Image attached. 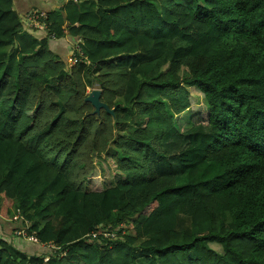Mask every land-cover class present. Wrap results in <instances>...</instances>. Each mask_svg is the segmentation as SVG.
Returning <instances> with one entry per match:
<instances>
[{"label":"trees","instance_id":"16d2710c","mask_svg":"<svg viewBox=\"0 0 264 264\" xmlns=\"http://www.w3.org/2000/svg\"><path fill=\"white\" fill-rule=\"evenodd\" d=\"M73 1L38 39L0 0V264H264V0Z\"/></svg>","mask_w":264,"mask_h":264},{"label":"crops","instance_id":"0c3cea01","mask_svg":"<svg viewBox=\"0 0 264 264\" xmlns=\"http://www.w3.org/2000/svg\"><path fill=\"white\" fill-rule=\"evenodd\" d=\"M74 1L81 2L83 9H94V6L91 5V3L83 2L87 0H74ZM69 2H71V0H13V6L15 11L22 19V21L26 22V26H24V30L31 33L34 37L38 39H42L44 37L45 38L47 37V31L44 29H36V30L30 29L29 25L27 24L28 22L26 21L27 16L37 11L46 13L54 10H62ZM17 43H18L17 46H20V48L24 46L23 41H18ZM79 44L82 45L83 41L70 35H65L61 38H54L49 40V46L51 50L61 59L69 63V66H73L74 64L78 63L79 59L76 56V53L80 52L79 49L81 48ZM14 235H15L14 233H9V235L7 236V240L11 241L12 243H14L15 245L21 248H25V250H28V248L31 249L33 247H36L27 240H23L21 238H15Z\"/></svg>","mask_w":264,"mask_h":264},{"label":"rangeland","instance_id":"374dc122","mask_svg":"<svg viewBox=\"0 0 264 264\" xmlns=\"http://www.w3.org/2000/svg\"><path fill=\"white\" fill-rule=\"evenodd\" d=\"M179 1V0H177ZM4 74V70L0 69V78L2 79V75ZM94 89H98L97 85H94L90 88V92ZM191 100H192V105L189 108V113L186 114H190V115H194L199 111H204L205 110V105L203 103V98L201 97V92H199V90H196L195 87L191 88ZM106 104V103H105ZM188 119L187 115H181V116H174V121L177 124V122L179 124H181L182 122H186V120ZM114 154H116V150L115 149H110L108 151V153L96 157V170L93 176V183H94V187H98L99 189H102L104 187H106L107 185H109L110 181L112 180V178H114V174H116V170L114 168V166L112 165V163L109 162V158L112 157ZM131 219V218H130ZM129 219V220H130ZM132 223L127 222L126 224H124V226H130ZM28 227H30L28 225ZM108 235V233H107ZM15 238H19L16 233H15ZM32 238H29L28 240H31ZM25 240V239H23ZM38 241V239H37ZM213 248H215L219 254H222V247L218 244H212Z\"/></svg>","mask_w":264,"mask_h":264},{"label":"water","instance_id":"95a60500","mask_svg":"<svg viewBox=\"0 0 264 264\" xmlns=\"http://www.w3.org/2000/svg\"><path fill=\"white\" fill-rule=\"evenodd\" d=\"M101 94L102 91L98 88L92 90L86 97V101L91 103L95 108L94 114H99L103 109L111 114H114V110L110 109L107 104L101 101Z\"/></svg>","mask_w":264,"mask_h":264},{"label":"built area","instance_id":"2783aa9c","mask_svg":"<svg viewBox=\"0 0 264 264\" xmlns=\"http://www.w3.org/2000/svg\"><path fill=\"white\" fill-rule=\"evenodd\" d=\"M40 15H41V12H38V11L29 14L27 16L28 25L30 27H44L45 24L40 21ZM28 225L30 226L29 223H27V227H28ZM16 235L21 236V237L26 238V239L32 238L31 240H33L34 242H37V238L35 236H31V235L27 234L25 229L17 230Z\"/></svg>","mask_w":264,"mask_h":264}]
</instances>
